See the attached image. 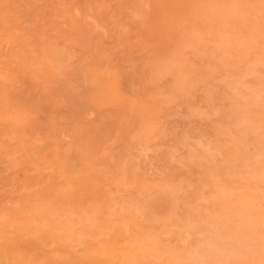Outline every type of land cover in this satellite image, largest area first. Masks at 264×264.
Segmentation results:
<instances>
[{
    "label": "rangeland",
    "instance_id": "374dc122",
    "mask_svg": "<svg viewBox=\"0 0 264 264\" xmlns=\"http://www.w3.org/2000/svg\"><path fill=\"white\" fill-rule=\"evenodd\" d=\"M263 198L264 0H0V264H264Z\"/></svg>",
    "mask_w": 264,
    "mask_h": 264
},
{
    "label": "bare ground",
    "instance_id": "6f19581e",
    "mask_svg": "<svg viewBox=\"0 0 264 264\" xmlns=\"http://www.w3.org/2000/svg\"><path fill=\"white\" fill-rule=\"evenodd\" d=\"M239 1H240V0H239ZM237 3H238V2H237ZM229 8H230V7H229ZM234 10H235V9H234ZM226 11H228V10H226ZM224 12H225V11H224ZM233 12H234V11H233ZM235 12H236V11H235ZM235 12H234V13H235ZM222 13H223V12H222ZM226 13H227V12H226ZM226 13H224V14H226ZM231 13H232V12H231ZM236 15H238V13H236ZM232 16H233V15H232ZM214 30H215V29H214ZM205 31H206V30H205ZM206 32H207V31H206ZM217 33H218V32H217ZM198 34H199V33H198ZM200 34H201V33H200ZM201 35H202V34H201ZM208 35H209V33H208ZM210 35H211V34H210ZM219 35H220V34H219ZM198 37H199V36H198ZM198 37H197V38H198ZM202 37H203V35H202ZM216 37L218 38L217 35H216ZM216 37H214V38H216ZM200 38H201V37H200ZM198 39H199V38H198ZM225 40H226V39H225ZM191 41H192V40H191ZM197 41H198V40H196V42H197ZM226 41H227V40H226ZM199 42H200V41H198V43H199ZM202 42H203V41H202ZM223 42H224V41H222V43H223ZM226 43H227V42H226ZM227 44H228V43H227ZM239 44H240V43H239ZM196 46L199 47V45H196ZM228 46H229V45H228ZM198 47H197V48H198ZM224 47H225V46H224ZM210 48H211V47H210ZM214 48H215V47H214ZM219 48H221V50H222L223 46H222V47H219ZM219 48H217V49H219ZM196 50H198V49H196ZM225 50H226V49H225ZM199 51H200V50H199ZM216 51H218V50H216ZM222 52H224V51H222ZM201 53H202V52H201ZM227 54H228V53H227ZM198 55H199V54H198ZM230 56H231V55H230ZM236 57H237V56H236ZM231 58H232V56H231ZM229 59H230V58H229ZM234 60H235V59H234ZM237 61H238V60H237ZM241 61H242V60H241ZM242 62H243V61H242ZM260 62H261V61H259V63H260ZM255 63H256V62H255ZM257 64H258V63H257ZM215 65H216V64H215ZM236 65H237V64H236ZM254 65H255V64H254ZM216 67H217V66H216ZM237 67H238V65H237ZM237 67H236V68H237ZM233 68H235V67H233ZM246 68H247V67H246ZM219 69H220V68H219ZM252 73H253V72H252ZM245 74H246V73H245ZM242 75H243V74H242ZM257 75H258V74H257ZM244 76H245V75H244ZM240 77H241V76H240ZM247 77H248V76H247ZM247 77H246V78H247ZM250 77H251V76H250ZM256 77H257V76H256ZM234 78H235V77H234ZM234 78H233V79H234ZM258 79H259V78H258ZM228 80H229V79H228ZM246 81H247V80H246ZM239 83H240V82H239ZM242 83H243V82H242ZM181 84H182V83H180V85H181ZM244 84H245V83H244ZM217 85H218V84H217ZM219 85H220V84H219ZM227 85H228V84H227ZM242 85H243V84H242ZM182 86H183V84H182ZM182 86H181V87H182ZM238 86H239V85H238ZM245 86H246V85H245ZM249 86H250V85H249ZM181 87H179V88H181ZM232 87H233V85H232ZM179 88H178V89H179ZM221 88H222V87H221ZM250 88H251V87H250ZM183 89H184V86L182 87V90H183ZM223 89H224V88H223ZM235 89H236V88H235ZM235 89H234V90H235ZM237 89H238V88H237ZM258 89H259V88H258ZM261 89H262V88H261ZM206 90H207V89H206ZM209 90H210V89H209ZM232 90H233V88H232ZM234 90H233V91H234ZM177 91H178V90H177ZM179 91H180V89H179ZM213 91H214V90H213ZM237 91H238V90H237ZM237 91H236V92H237ZM240 91H241V90H240ZM249 91H250V90H249ZM251 91H252V90H251ZM253 91H254V90H253ZM255 91H256V90H255ZM258 91H259V90H258ZM258 91H257V92H258ZM115 92H116V91H115ZM210 92H211V91H210ZM215 92H216V91H215ZM225 92H226V91H225ZM225 92H224V93H225ZM234 92H235V91H234ZM242 92H243V91H242ZM257 92H256V93H257ZM208 93H209V92H208ZM226 93H228V92H226ZM252 93H254V92H252ZM260 93H261V91H259V94H260ZM262 93H263V92H262ZM210 94H211V93H210ZM232 94H233V93H232ZM236 94H237V93H236ZM246 94H247V92H246ZM254 94H255V93H254ZM211 95H212V94H211ZM213 95H214V93H213ZM209 96H210V95H209ZM234 96H236V95H234ZM259 96H260V95H259ZM256 97H257V95H256ZM209 98H210V97H209ZM211 98H212V97H211ZM221 98H222V97H221ZM225 98H226V97H225ZM237 98L239 99L238 96H237ZM233 99H234V98H233ZM260 99H261V96H260ZM221 100H223V99H221ZM226 100H228V99H226ZM245 100H246V99H245ZM252 100H253V99H252ZM252 100H251V101H252ZM242 101H243V100H242ZM261 101H262V100H261ZM212 102L215 103L214 101H212ZM225 103H226V102H225ZM239 103H240V102H239ZM244 103H246V102H244ZM244 103H243V104H244ZM250 103H251V102H250ZM254 103H255V101H254ZM206 104H207V103H206ZM208 104L210 105L211 103H208ZM236 104H237V102H236ZM241 104H242V103H241ZM224 105H225V104H224ZM251 105H252V104H251ZM251 105H250V106H251ZM257 105H258V104H257ZM259 105H260V104H259ZM225 106H226V105H225ZM245 106H246V104H245ZM245 106H244V107H245ZM232 107H233V106H232ZM232 107H231V108H232ZM242 109H243V108H242ZM246 109H248V108H246ZM250 109H251V108H250ZM252 109H253V108H252ZM235 110H236V108H235ZM243 110H245V109H243ZM248 110H249V109H248ZM197 111H199V110H197ZM200 112H201V110H200ZM203 112H205V111H203ZM203 112H202V113H203ZM230 112H231V111H230ZM245 112H246V111H245ZM200 115H201V114H200ZM230 115H231V114H230ZM238 115H240V114H238ZM227 116H228V115H227ZM251 116H252V115H251ZM236 117H237V116H236ZM241 117H242V116H241ZM243 117H244V116H243ZM247 118H248V117H247ZM245 119H246V118H245ZM239 121H240V120H239ZM241 121L244 122L245 120H243V118H242ZM247 122H249V121H247ZM239 124H240V123H239ZM239 124H238V125H239ZM245 124H246V121H245ZM249 124H250V122H249ZM249 124H246V125H249ZM240 125H241V124H240ZM240 125H239V126H240ZM250 125H251V124H250ZM252 125H253V124H252ZM253 126H254V125H253ZM235 127H236V126H235ZM233 128H234V127H233ZM249 128H251V127H249ZM253 128H254V127H253ZM225 130H226V129H225ZM228 131H229V130H228ZM248 131H249V130H248ZM242 132H243V131H242ZM254 132H256V131H254ZM238 133H239V132H238ZM246 133H247V132H246ZM218 134H219V133H218ZM222 134H223V133H222ZM260 135H261V133H260ZM221 136H222V135H221ZM223 136H224V135H223ZM256 136H257V135H256ZM219 137H220V136H219ZM219 137H218V138H219ZM231 137H232V136H231ZM257 137L261 138L260 136H257ZM257 137H256V138H257ZM184 139H185V138H184ZM184 139H183V140H184ZM219 139H220V138H219ZM224 139H226V138H224ZM233 139H234V138H233ZM222 140H223V139H222ZM226 140H227V139H226ZM179 141H180V140H179ZM196 141H200V140H196ZM259 141H260V140H259ZM228 142H230V141H228ZM252 142H254V141L252 140ZM185 143H187V142H185ZM225 143H226V142H225ZM183 144H184V142H183ZM260 144H261V143H260ZM191 145H192V144H191ZM225 145H230V144H225ZM242 145H243V144H242ZM255 145H256V144H255ZM182 146H183V145H182ZM221 146L223 147V145H221ZM256 146H257V145H256ZM213 147H214V146H213ZM233 147H234V146H232V148H233ZM187 148H188V147H187ZM207 148H208V147H207ZM219 148H220V147H219ZM225 148H226V146H225ZM227 148H228V147H227ZM238 148H239V147H238ZM174 149H175V148H174ZM192 149H193V148H192ZM195 149H196V148H195ZM222 149H223V148H222ZM185 150H186V149H185ZM193 150H194V149H193ZM196 150H197V149H196ZM206 150H208V149H206ZM219 150H220V149H219ZM234 150H235V149H234ZM237 150H238V149H237ZM194 151H195V150H194ZM241 151H242V150H241ZM223 152H225V151L223 150ZM230 152H231V151H230ZM239 152H240V151H239ZM185 153H187V152H185ZM195 153H196V152H195ZM199 153H200V152H199ZM225 153H226V152H225ZM231 153H232V152H231ZM200 154H201V153H200ZM200 154H198L199 157H201ZM223 154H224V153H223ZM195 156H196V155H195ZM195 156H194V157H195ZM206 156H207V155H206ZM208 156H209V155H208ZM219 156H220V155H219ZM226 156H227V155H226ZM228 156H229V155H228ZM232 156H233V155H232ZM178 158H180V157H178ZM223 158H224V157H223ZM234 158H235V157H234ZM207 159H208V158H207ZM209 159H210V158H209ZM225 159H226V158H225ZM230 159H231V158H230ZM187 160H188V159H187ZM191 160H192V158H191ZM219 160H220V158H219ZM221 160H222V159H221ZM179 161H180V160H179ZM185 161H186V160H185ZM188 162H189V161H188ZM214 162H215V161H214ZM253 162H255V161H253ZM186 163H187V162H185V164H186ZM189 163H190V162H189ZM185 164H184V165H185ZM197 164H199V163H197ZM225 164H226V163H225ZM193 165H194V164H193ZM226 165H227V164H226ZM229 165H230V163H229ZM198 166H199V165H198ZM231 166H232V165H231ZM185 167H186V165H185ZM216 170H217V169H216ZM261 170H262V169H261ZM136 171H137V170H136ZM217 172H218V171H217ZM136 173H137V172H136ZM224 173H225V172H224ZM184 174H185V173H184ZM259 179H260V178H259ZM140 180H141V179H140ZM182 180H183V179H182ZM211 180H212V178H211ZM231 180H232V179H231ZM133 181H134V180H133ZM209 181H210V180H209ZM178 182H179V181H178ZM184 182H185V181H184ZM216 182H218V181H216ZM210 183H211V182H210ZM233 183H234V181H233ZM130 184H131V183H130ZM140 184H141V183H140ZM153 184H154V183H153ZM157 184H158V183H157ZM175 184H177V182H176ZM199 184H200V183H199ZM204 184H205V183H204ZM168 185H169V184H168ZM234 185H235V184H234ZM234 185H233V186H234ZM236 185H238V184L236 183ZM248 185H249V184H248ZM130 186H131V185H130ZM146 186H147V185H146ZM146 186H145V188H146ZM165 186H166V185H165ZM177 186H179V185H177ZM186 186H187V185H185V187H186ZM207 186H209V185H207ZM240 186H241V185H240ZM258 186H259V184H258ZM124 187H126V186L124 185ZM124 187H123V188H124ZM127 187H129V186H127ZM150 187H151V186H150ZM202 187H204V186H202ZM121 188H122V186H121ZM129 188H130V187H129ZM133 188H134V187H133ZM142 188H144V187L142 186ZM162 188H163V187H162ZM180 188H181V187H180ZM195 188H197V187H195ZM231 188H233V187L231 186ZM151 189H152V188H151ZM157 189H159V188H157ZM198 189H199V188H198ZM203 189H204V188H203ZM224 189H225V188H224ZM240 189H241V188H240ZM240 189H239V190H240ZM246 189H247V187H246ZM248 189H249V188H248ZM252 189H253V188H252ZM252 189H251V191H253ZM257 189H258V188H257ZM257 189H256V193H257V191H259V189H258V190H257ZM138 190L140 191V189H138ZM146 190H147V189H146ZM154 190L156 191V189H154ZM196 190H197V189H196ZM196 190H195V191H196ZM201 190H202V189H201ZM216 190H217V189H216ZM129 191H130V190H129ZM136 191H137V190H136ZM152 191H153V190H152ZM155 191H153V193H154ZM198 191H200V190H197V192H198ZM217 191H218V190H217ZM220 191H221V190H220ZM228 191H229V190H228ZM121 192H122V191H121ZM231 192H232V191H231ZM237 192H238V191H237ZM237 192H236V193H237ZM253 192H254V191H253ZM132 193H134V191H133ZM140 193H141V192H139V195H140ZM155 193H156V192H155ZM128 194H129V192H128ZM128 194H127V195H128ZM134 194H136V192H135ZM195 194H196V192H195ZM246 194H247V193H246ZM152 195H154V194H152ZM199 195H203V194H200V193H199ZM218 195H219V194H218ZM243 195H244V194H243ZM255 195H256V194H255ZM129 196H130V195H129ZM129 196H128L129 200H130V199H133V197L130 198ZM150 196H151V195H150ZM221 196H222V193H221ZM259 196H260V195H259ZM118 197H119V196H118ZM121 197H122V196H121ZM121 197H119V198H121ZM139 197H140V196H139ZM194 197H196V195H195ZM207 197H208V196H207ZM228 197H229V196H228ZM233 197H234V196H233ZM241 197H242V196H241ZM241 197H240V198H241ZM243 197H244V196H243ZM250 197H252V196H250ZM200 198H202V197L200 196ZM224 198H225V197H224ZM261 198H262V197H261ZM194 199H195V198H194ZM194 199H193V200H194ZM198 199H199V198H198ZM220 199H222V198H220ZM241 199H242V198H241ZM249 199H250V198H249ZM263 199H264V198H263ZM111 200H112V199H111ZM117 200H118V199H117ZM129 200H128V201H129ZM226 200H227V199H226ZM247 200H248V199H247ZM251 200H252V199H251ZM251 200H250V201H251ZM124 201H125V200H124ZM202 201H203V200H202ZM204 201H205V199H204ZM222 201H224V200H222ZM227 201H228V200H227ZM256 201H259V200H256ZM260 201H261V200H260ZM113 202H114V201H113ZM116 202H118V201H116ZM193 202H196V201L194 200ZM234 202H235V201H234ZM251 202H252V201H251ZM107 203H109V202H107ZM127 203H128V202H127ZM127 203H126V204H127ZM198 203H200V202H197V206H198ZM203 203H204V202H203ZM205 203H207V200H206ZM235 203H236V202H235ZM248 203H249V202H248ZM105 204H106V203H105ZM115 204H116V203H115ZM115 204H114V205H115ZM126 204H125V205H126ZM192 204H193V203H192ZM195 204H196V203H195ZM200 204H201V203H200ZM216 204H217V202H216ZM127 205H128V204H127ZM193 205H194V204H193ZM201 205H202V204H201ZM214 205H215V204H214ZM226 205H227V204H226ZM238 205H239V204H238ZM248 205H249V204H248ZM255 205H256V204H255ZM105 206H107V205H105ZM108 206H109V205H108ZM203 206H204V205H203ZM203 206H202V207H203ZM209 206H210V205H209ZM228 206H229V204H228ZM234 206H235V204H234ZM263 206H264V205H263ZM112 207H113V206H112ZM120 207H121V206H120ZM120 207H119V209H120ZM211 207H213V204L211 205ZM232 207H233V204H232ZM248 207H249V206H248ZM255 207H257V209H258V206H255ZM261 207H262V206H261ZM107 208H108V207H107ZM110 208H111V207H110ZM114 208H116V206H115ZM114 208H113V209H114ZM192 208L194 209L195 207L193 206ZM222 208H223V207H222ZM233 208H234V207H233ZM233 208H231V209H233ZM104 209H105V208H104ZM119 209H118V210H119ZM193 209H192V210H193ZM231 209H230V210H231ZM237 209H239V208H237ZM97 210H98V208H97ZM99 210H100V209H99ZM211 210H212V209H211ZM230 210L228 211V212H229L228 215H230ZM246 210H247V209H246ZM246 210H245V211H246ZM263 210H264V208L262 209V211H263ZM107 211H110V210H107ZM123 211H125V210H123ZM201 211H202V210H201ZM203 211H204V210H203ZM206 211H208V210H206ZM221 211H222V209H221ZM225 211H227V210H225ZM232 211H233V210H232ZM236 211H237V210H236ZM257 211H258V210H257ZM257 211H255V212H257ZM101 212H102V211H101ZM117 212H118V211H117ZM125 212H126V211H125ZM125 212H124L123 214H125ZM195 212H196V209H195ZM208 212H209V211H208ZM222 212H223V211H222ZM250 212H251V211H250ZM108 213H110V212H108ZM190 213H191V212H190ZM202 213H203V212H202ZM242 213H243V211H242ZM83 214H84V213H83ZM83 214H82V215H83ZM91 214L93 215V213H91ZM111 214H114V213H111ZM224 214H225V213H224ZM236 214H237V212H236ZM70 215H72V214H70ZM84 215H85V214H84ZM106 215H107V214H106ZM221 215H222V214H221ZM249 215H250V214H249ZM73 216H74V215H73ZM107 216H108V215H107ZM190 216H191V215H190ZM214 216H215V217H218V216H216V215H214ZM214 216H213V217H214ZM226 216H227V215H226ZM235 216H236V215H235ZM235 216H233V217H235ZM247 216H248V215H247ZM66 217H67V216H66ZM69 217H70V216H69ZM86 217H87V216H86ZM93 217H94V216H93ZM93 217H92V218H93ZM188 217H189V216H188ZM202 217H203V216H202ZM202 217L200 216V218H202ZM208 217H209V216H208ZM213 217H212V219H214ZM64 218H65V217H64ZM190 218H191V217H190ZM203 218H204V217H203ZM203 218H202V220H203ZM236 218H237V217H236ZM238 218H239V217H238ZM246 218H247V217H246ZM68 219L70 220V223H71V219H70V218H68ZM185 219H186V217H185ZM196 219H197V218H196ZM222 219H223V218H222ZM228 219H229V220L231 219V215H230V218H228ZM194 220H195V219H194ZM209 220H211V219H209ZM229 220H228V221H229ZM232 220H233V219H232ZM248 220H249V219H248ZM261 220H262V214H261ZM65 221H66V220H65ZM79 221H80V220H79ZM90 221H91V220H90ZM90 221H89V223H90ZM106 221L108 222V220H106ZM184 221H185V220H184ZM205 221H206V219H205ZM205 221H204V222H205ZM220 221H221V220H220ZM220 221H219V222H220ZM241 221H242V220H241ZM252 221H253V220H252ZM66 222H68V221H66ZM188 222H189V221H188ZM199 222L201 223V220H200ZM223 222H224V221H223ZM242 222H243V221H242ZM244 222H245V221H244ZM246 222H247V221H246ZM246 222H245V223H246ZM87 223H88V222H87ZM89 223H88V224H89ZM91 223H92V221H91ZM102 223H103V221H102ZM109 223H110V222H109ZM176 223H177V222L175 221V224H174L175 226L178 225V224H176ZM194 223H195V222H194ZM197 223H198V222H197ZM200 223H199V224H200ZM235 223H236V222H235ZM235 223H234V224H235ZM66 224H69V223H66ZM106 224H108V223H106ZM172 224H173V223H171V226H172ZM182 224H183V223H182ZM182 224H181V225H182ZM186 224H187V223H186ZM195 224H196V223H195ZM215 224H216V223H215ZM225 224H226V223H225ZM225 224H224V225H225ZM230 224H232V223H230ZM256 224H257V223H255V226H256ZM81 225H82V224H81ZM83 225H84V224H83ZM83 225H82V226H83ZM89 225H90V224H89ZM94 225H95V223H94ZM108 225H109V224H108ZM157 225H159V224H157ZM162 225H163V224H162ZM191 225H192V224H191ZM261 225H262V222H261ZM261 225H260V227H261ZM82 226H81V227H82ZM84 226H85V225H84ZM87 226H88V225H87ZM109 226H110V225H109ZM152 226H153V225H152ZM164 226H165V224H164ZM164 226H163V227H164ZM168 226H169V224H168ZM171 226H169V228H170ZM187 226L189 227V224H188ZM226 226H227V225H226ZM233 226H234V225H233ZM64 227H65V224H63V228H64ZM144 227H145V226H144ZM159 227H160V226H159ZM166 227H167V226H166ZM178 227H179V225H178ZM181 227H182V226H180L179 229H181ZM183 227H184V226H183ZM183 227H182V228H183ZM202 227H203V226H202ZM228 227H229V226H228ZM241 227H242V226H241ZM244 227H245V225H244ZM258 227H259V226H258ZM260 227H259V229H260ZM67 228H69V227L67 226ZM67 228H66V229H67ZM82 228H83V227H82ZM82 228H81V229H82ZM87 228H88V227H87ZM87 228H85L84 230H86ZM103 228H104V227H103ZM115 228H116V227H115ZM154 228H155V227H154ZM167 228H168V227H167ZM185 228H186V227H185ZM231 228H232V227H231ZM235 228H236V230H237V229H240L239 227H235ZM245 228H246V227H245ZM252 228H253V227H252ZM261 228H262V227H261ZM58 229H59V228H58ZM61 229H62V228H61ZM97 229H98V228H97ZM158 229H159V228H158ZM194 229H195V228H194ZM202 229H203V228H202ZM255 229H256V228H255ZM73 230H74V229H73ZM77 230H79V229H77ZM84 230H82V231L84 232ZM110 230H111V229H110ZM116 230H117V228H116ZM150 230H151V229H150ZM150 230H149V231H150ZM240 230H241V229H240ZM244 230H247V229H244ZM250 230H253V229H250ZM262 230H263L262 234H264V228H263ZM66 231H67V230H66ZM97 231H98V230H97ZM99 231H100V230H99ZM216 231H218V230H216ZM224 231H225V230H224ZM234 231H235V229H234ZM248 231H249V230H248ZM248 231H247V232H248ZM260 231H261V230H260ZM60 232H61V231H60ZM60 232H59V233H60ZM64 232H65V231H64ZM67 232L69 233V231H67ZM73 232H74V231H73ZM80 232H81V230H80ZM90 232H91V231H90ZM101 232H103V231H102V228H101ZM111 232H112V231H111ZM153 232H155V231H153ZM158 232H159V231H158ZM158 232H157V233H158ZM222 232H223V231H222ZM250 232H251V231H250ZM250 232H249V233H250ZM254 232H255V230H254ZM62 233H63V231H62ZM70 233H72V232H70ZM97 233H98V232H97ZM170 233H172V232H170ZM176 233H178V232H176ZM204 233H206V232H204ZM204 233H203V234H204ZM219 233H221V232H219ZM219 233H218V234H219ZM224 233H225V232H224ZM241 233H242V232H241ZM95 234H96V233H95ZM98 234L100 235V234H102V233H98ZM103 234H104V232H103ZM146 234H147V233H146ZM208 234H209V233H208ZM74 235H75V232H74ZM81 235H82V233H81ZM85 235H86V234H85ZM85 235H84V237H85ZM87 235H88V234H87ZM152 235H153V234H152ZM166 235H167V232H166ZM219 235H220V234H219ZM234 235H235V233H234ZM236 235H237V233H236ZM242 235H243V234H242ZM255 235H256V234H255ZM258 235H259V234H258ZM62 236H64V235H62ZM65 236H66V235H65ZM65 236H64V237H65ZM76 236H77V235H76ZM79 236H80V235H79ZM143 236H144V235H143ZM146 236H147V235H146ZM229 236L231 237V234H230ZM64 237H63V238H64ZM100 237H101V236H100ZM155 237H156V236H155ZM196 237H198V236H196ZM200 237H201V235H200ZM200 237H199V238H200ZM219 237H220V236H219ZM222 237H223V236H222ZM237 237H238V236H237ZM237 237H236V238H237ZM242 237H243V236H242ZM249 237H250V234H249ZM252 237H253V235H252ZM252 237H250V239H251ZM261 237H263V236H261ZM66 238H69V236L66 237ZM81 238H82V237H81ZM86 238H87V237H86ZM95 238H96V237H95ZM236 238H233V239H236ZM258 238H259V237H258ZM82 239H83V238H82ZM84 239H85V238H84ZM96 239H97V238H96ZM174 239H175V238H174ZM184 239H185V238H184ZM225 239H227V238L225 237ZM238 239H240V237L237 238V241H239ZM252 239H253V238H252ZM256 239H257V238H256ZM67 240H68V239H67ZM78 240H79V239H78ZM98 240H99V239H98ZM100 240H101V239H100ZM180 240H181V239H180ZM259 240H262V239L259 238ZM263 240H264V239H263ZM68 241H69V240H68ZM138 241H139V240H138ZM157 241L159 242V240H156V242H157ZM188 241H189V240H188ZM232 241H233V240H232ZM237 241H235V242H237ZM241 241H243V240H241ZM241 241H239V243H241ZM73 242H74V241H73ZM91 242H94V241L92 240ZM170 242H171V241H170ZM205 242H206V240H205ZM207 242H208V241H207ZM256 242H257V240H256ZM256 242H255V243H256ZM261 242H262V241H261ZM263 242H264V241H263ZM263 242H262V243H263ZM134 243H135V242H134ZM164 243H165V242H164ZM164 243H163V245H164ZM179 243H180V242H179ZM208 243H209V242H208ZM243 243H246V242H243ZM243 243H242V244H243ZM251 243H252V241H251ZM137 244H141V243H137ZM181 244H182V243H181ZM199 244H200V243H199ZM242 244H239V245H241V249H242V247H245V246L242 245ZM246 244H247V243H246ZM248 244H250L249 241H248ZM252 244L255 245L254 242H253ZM154 245H156V244H154ZM170 245H171V244H170ZM170 245H169V246H170ZM237 245H238V244H237ZM98 246H99V245H98ZM135 246H136V245H135ZM137 246H138V245H137ZM141 246H142V244H141ZM202 246H203V245H202ZM202 246H201V247H202ZM204 246H205L204 248H206L207 244H206V245L204 244ZM210 246H211V245H210ZM259 246H260V245H259ZM262 246H264V244H263ZM197 247H200V246L197 245ZM217 247H218V246H217ZM247 247H249V246H247ZM255 247H256V246H255ZM17 248H18V247H17ZM137 248H138V247H136V249H137ZM146 248H147V247H146ZM162 248H164V247H162ZM162 248H161V249H162ZM181 248H182V247H181ZM185 248H186V247H185ZM194 248H195V247H194ZM209 248H210V247H208V249H209ZM211 248H213V249H217V248H214V247H212V246H211ZM229 248H230V247H229ZM151 249H153V248H151ZM155 249H156V248H155ZM157 249H158V248H157ZM178 249H179V248H178ZM191 249H192V248H191ZM245 249H246V248H245ZM245 249H244V250H245ZM248 249H249V248H248ZM255 249H256V248H255ZM201 250H202V249H201ZM234 250H235V249H234ZM258 250H259V249H258ZM136 251H139V250H136ZM152 251H153V250H152ZM157 251H159V250H157ZM204 251H206V250L204 249ZM204 251H203V252H204ZM226 251H227V250H226ZM149 252H151V251H149ZM153 252H155V250H154ZM161 252H162V251H161ZM163 252H164V249H163ZM198 252H199V249H198ZM210 252H211V251H210ZM233 252H234V251H233ZM248 252L252 254V252H251L250 250H248ZM258 252H259V251H258ZM129 253H130V252H129ZM199 253H200V252H199ZM199 253H198V254H199ZM205 253H206V252H205ZM219 253H220V252H219ZM228 253H229V252H228ZM249 253H248V255L251 256V254H249ZM189 254H191V252H190ZM196 254H197V252L195 251V255H196ZM207 254H208V253H207ZM209 254H210V253H209ZM212 254H213V253H212ZM214 254H215V253H214ZM254 254H255V253H253L252 255H254ZM256 254L258 255V253H256ZM263 254H264V252H263ZM130 255H131V253H130ZM191 255H192V254H191ZM199 255H200V254H199ZM199 255H198V256H199ZM203 255H204V254H203ZM203 255L201 256L202 259H203ZM228 255H229V254H228ZM149 256H150V254H149ZM164 256H166V255H164ZM210 256H211V255H210ZM229 256H233V255H229ZM131 257H132V259H133L134 256H131ZM225 257H227V256H225ZM134 258H136V257H134ZM148 258H151V257H148ZM158 258H160V257H158ZM166 258H168V257H166ZM208 258H209V257H208ZM231 258H232V257H231ZM252 258H253V257H252ZM153 259H155V258H153ZM153 259H152V260H153ZM164 259H165V258H164ZM202 259H200V260H202ZM232 259H233V258H232ZM137 260L139 261V259H137ZM150 260H151V259H150ZM162 260H163V259H162ZM168 260H169V258H168ZM173 260H174V258H173ZM212 260H213V259H212ZM212 260H211V262H212ZM248 260H249V259H248ZM259 260H260V259H259ZM154 261H155V260H154ZM193 261H194V260H193ZM198 261H199V260H198ZM209 261H210V259H209ZM225 261H226V260H225ZM255 261H256V260H255ZM257 261H258V260H257ZM167 262H168V261H167ZM175 262H176V261H175ZM206 262H207V261H206ZM228 262H229V261H228ZM162 263H163V262H162ZM183 263H184V262H183ZM178 264H180V263H178Z\"/></svg>",
    "mask_w": 264,
    "mask_h": 264
}]
</instances>
